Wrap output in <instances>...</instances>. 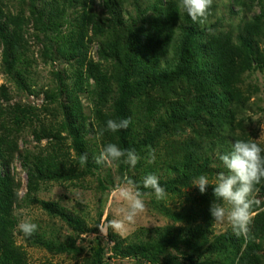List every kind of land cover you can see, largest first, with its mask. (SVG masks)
Instances as JSON below:
<instances>
[{"label":"trees","instance_id":"1","mask_svg":"<svg viewBox=\"0 0 264 264\" xmlns=\"http://www.w3.org/2000/svg\"><path fill=\"white\" fill-rule=\"evenodd\" d=\"M177 3L175 0H157L153 5L154 15L145 27L129 28L120 44L118 41L107 44V53L102 49L106 58L124 57V70L121 73L110 75L106 68L89 60L83 26L85 22L81 21L76 30L62 38L56 54L65 60L75 61V67L70 77L73 86L66 87L69 102L61 105L64 116L57 125L45 126L33 109L0 107V264H27L26 254L16 244L14 236L17 225L14 212L18 195L11 173L17 152L14 141L10 140L12 126L19 127L33 117L40 124L42 136L53 135L51 138H57L61 132H67L72 139L78 162L89 172L98 169L100 165L95 162V152L88 149L85 141L86 118L80 99L81 95L88 92L87 83L90 80L95 82L97 89L96 104H102L108 99L114 80L118 84V100L113 114L105 116L100 111L98 117L97 133L103 147L114 143L121 149H135L141 157L135 167L119 162L121 171L126 166L138 172L134 176L129 175L128 180L141 191H150L143 189L142 177L149 173L156 175L161 171L164 177L169 178L160 180V185L166 189L171 200L179 203L173 209L162 204L156 205L172 222L171 225L141 228L126 238L110 229L108 238L112 246L108 258L134 259L136 264H176L178 257L172 256V253L177 252L183 259L180 264H222L207 257L218 251L230 250L235 254L236 264H264V181L256 186L259 190L255 198L260 204L253 208L256 214L249 232L240 237L232 229L220 234L214 233V222L209 211L215 200L213 186L210 185L207 192L201 194L192 184L194 177L207 175L210 181H214L218 172L224 171L222 166L215 165L217 152H230L236 140L251 141L246 133L245 121L237 117L246 106V98L241 89L245 73L264 68V50L260 46L264 43V4L260 13L243 28L239 45L230 34L208 36L202 29L205 21L194 23L186 12H181ZM54 18L59 17L54 14ZM23 25L22 17L12 16L0 9V37L5 45L4 68L14 75L22 89L33 92L30 86L31 72L28 71L31 63L27 59ZM12 26L15 28L13 36L8 35V29ZM48 26L58 27L56 21ZM177 82L193 84L194 95L188 102L169 103L171 106L167 109L166 117L159 118V104L151 100L154 97L148 92L147 99L142 100L141 95L159 86L173 92ZM4 92L5 89L1 88V93ZM2 96L8 100L5 95ZM46 97L53 100L54 95L46 92ZM125 118L131 121L126 130L100 135L107 120ZM182 124L192 128L196 124L201 125L204 137L198 134L178 140L168 151L155 157L158 161L146 163L148 146L154 150L169 126L179 128ZM36 135L37 139H42ZM63 150L62 146L54 148L53 156L46 161L37 160L34 168L24 163L29 166L25 165L30 191L36 190L37 186L33 183L38 180L63 176L66 170ZM83 155H87L86 162L81 161ZM41 204L49 214L60 217L75 230L86 231L85 221L79 216L57 203L41 201ZM27 240L50 250L70 252L69 249H74L62 243L56 245L49 242L37 232L27 237ZM91 251L92 260L89 264H109L106 261L108 252L101 242L97 241Z\"/></svg>","mask_w":264,"mask_h":264},{"label":"rangeland","instance_id":"2","mask_svg":"<svg viewBox=\"0 0 264 264\" xmlns=\"http://www.w3.org/2000/svg\"><path fill=\"white\" fill-rule=\"evenodd\" d=\"M157 0H0V9L12 16H20L24 20L23 39L28 53L27 59L31 63L28 71L31 72L30 86L33 92L22 89L17 80L4 68L5 45L0 37V107H24L35 113L45 123V126L57 125L64 116L61 105L69 102L66 96V87L73 86L71 80L74 74L75 61H68L56 54V49L63 37H68L76 30L81 21L85 22V40L88 46V58L99 67L108 70V74L121 73L124 70V57L106 58L102 49L107 53V44L123 41L129 28L145 27L153 17V5ZM164 2L170 0H162ZM178 2V0H175ZM264 0H213L209 15L202 25L208 36L230 34L236 43L241 45L239 37L246 24L260 13ZM182 12V11H181ZM184 13V12H182ZM54 14L59 18L55 19ZM56 21L58 27L51 25ZM44 23V25H43ZM264 29V21L262 22ZM12 26L8 35L13 36ZM261 48L264 50V43ZM241 89L246 98L245 109L237 119L246 123V133L253 142L264 147V68L253 69L244 75ZM62 79V80H61ZM88 92L81 95L83 113L86 118V132L84 134L87 147L98 156L103 148L101 138L97 133L100 111L105 116L112 115L118 98V84L114 80L111 84V94L102 104H96L97 92L95 82L90 80ZM193 84L177 82L175 91L168 92L166 87H155L141 96L147 99L150 92L151 99L159 104V118H165L169 103L185 102L194 95ZM1 88L6 92L1 93ZM168 90V91H167ZM46 92L54 95L53 100L46 97ZM174 94L176 96H174ZM2 95H5L6 100ZM191 100V99H190ZM100 105V106H99ZM32 117V114L31 116ZM157 123H154V125ZM39 123L35 118L25 120L21 126H12L10 140L16 147L15 158L11 165L16 190L22 189L18 196L14 215L17 224L22 220H29L38 225L40 233L47 241L54 244L62 243L74 247L69 251L34 245L19 231L16 225L14 231L15 241L26 254L27 264H89L92 260V247L101 242L106 249V261L109 264H136L134 259L108 258L111 255L107 224L113 218L121 216L120 209L124 202L115 196L109 195L114 186L122 183L126 175L134 176L132 168L125 166L121 171L119 162L111 166L100 165L98 169L87 171L86 167L77 160L78 156L73 149V142L67 132H61L57 138L42 136ZM42 139H37V135ZM204 137L201 125L194 128L182 124L179 128L169 126L154 148L155 157L168 151L178 140L188 139L190 135ZM206 138V135H205ZM63 147L65 158V173L62 177L38 180L36 190L30 191V180L24 163L34 168L37 160L46 161L53 156V149ZM219 152L215 154L216 164L221 165L218 159ZM158 161L156 159L154 162ZM153 162V163H154ZM28 166V165H26ZM29 167V166H28ZM72 167V168H71ZM1 170V167H0ZM219 173V172H218ZM160 180H166L163 172L156 174ZM35 187V186H34ZM41 201L53 202L64 207L69 212L79 216L85 221L86 231L79 232L58 216L49 214ZM154 196L145 197V210L139 215L135 223L126 225L123 232L118 233L122 238L132 236L141 228L152 229L171 225L172 222L160 212L156 205L162 204L170 208L179 205L167 195L165 199L156 201ZM256 214V213H255ZM104 225L106 230L101 232L98 228ZM232 229L227 222L214 224V233L220 234ZM76 242V244H73ZM264 260V252L262 253ZM172 256L178 257L176 264L183 262L182 256L173 252ZM207 258L218 260L222 264H236L235 254L230 250L218 251Z\"/></svg>","mask_w":264,"mask_h":264},{"label":"clouds","instance_id":"3","mask_svg":"<svg viewBox=\"0 0 264 264\" xmlns=\"http://www.w3.org/2000/svg\"><path fill=\"white\" fill-rule=\"evenodd\" d=\"M212 3L213 0H178L177 7L197 23L207 19ZM130 123L128 118L109 119L100 135L104 132L116 133L126 130ZM147 152L146 163H153L155 153L151 146H148ZM94 159L97 164L106 166L123 161L125 165L135 167L141 157L135 149H121L114 143H108ZM218 159L224 171L219 172L214 181H210L207 175L194 177L193 187L205 194L208 187L213 186L215 200L211 203L209 211L214 224L227 222L237 237L246 236L255 215L253 208L260 204L255 198V193L259 190L256 186L264 181V148L257 142L236 140L232 150L218 155ZM81 161L86 162L87 155H83ZM142 187L150 191H141L127 177L122 183L114 186L109 195L115 196L124 204L120 209L121 216L109 221L107 228H111L115 233L123 232L126 225L135 223L136 218L144 212L145 197L154 196L156 201H161L167 196L166 189L160 185L155 174L143 176ZM21 192L22 189H18L17 195ZM17 228L24 236L31 237L38 230V225L29 220H22L17 224ZM98 228L101 232L106 230L103 224Z\"/></svg>","mask_w":264,"mask_h":264}]
</instances>
